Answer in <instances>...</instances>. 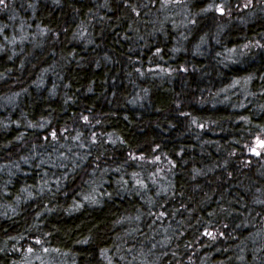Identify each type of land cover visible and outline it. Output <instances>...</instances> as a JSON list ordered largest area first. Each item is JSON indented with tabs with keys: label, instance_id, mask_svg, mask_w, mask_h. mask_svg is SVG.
I'll list each match as a JSON object with an SVG mask.
<instances>
[{
	"label": "trees",
	"instance_id": "16d2710c",
	"mask_svg": "<svg viewBox=\"0 0 264 264\" xmlns=\"http://www.w3.org/2000/svg\"><path fill=\"white\" fill-rule=\"evenodd\" d=\"M258 147L264 0L0 4V264H264Z\"/></svg>",
	"mask_w": 264,
	"mask_h": 264
},
{
	"label": "rangeland",
	"instance_id": "374dc122",
	"mask_svg": "<svg viewBox=\"0 0 264 264\" xmlns=\"http://www.w3.org/2000/svg\"><path fill=\"white\" fill-rule=\"evenodd\" d=\"M261 151H264V147H262V148L258 147V148H257V155H259ZM258 153H259V154H258Z\"/></svg>",
	"mask_w": 264,
	"mask_h": 264
},
{
	"label": "snow or ice",
	"instance_id": "6c2138e0",
	"mask_svg": "<svg viewBox=\"0 0 264 264\" xmlns=\"http://www.w3.org/2000/svg\"><path fill=\"white\" fill-rule=\"evenodd\" d=\"M4 3V0H0V4ZM222 11V10H221Z\"/></svg>",
	"mask_w": 264,
	"mask_h": 264
},
{
	"label": "water",
	"instance_id": "95a60500",
	"mask_svg": "<svg viewBox=\"0 0 264 264\" xmlns=\"http://www.w3.org/2000/svg\"><path fill=\"white\" fill-rule=\"evenodd\" d=\"M261 144H262V142H261Z\"/></svg>",
	"mask_w": 264,
	"mask_h": 264
}]
</instances>
